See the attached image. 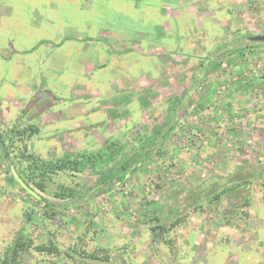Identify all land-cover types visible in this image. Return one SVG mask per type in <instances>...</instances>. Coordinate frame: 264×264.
Wrapping results in <instances>:
<instances>
[{"label": "rangeland", "instance_id": "1", "mask_svg": "<svg viewBox=\"0 0 264 264\" xmlns=\"http://www.w3.org/2000/svg\"><path fill=\"white\" fill-rule=\"evenodd\" d=\"M258 35L264 0H0V258L264 264ZM32 159L75 163L34 189L65 208L12 176Z\"/></svg>", "mask_w": 264, "mask_h": 264}, {"label": "trees", "instance_id": "2", "mask_svg": "<svg viewBox=\"0 0 264 264\" xmlns=\"http://www.w3.org/2000/svg\"><path fill=\"white\" fill-rule=\"evenodd\" d=\"M198 79H201L198 78ZM201 81V80H200ZM30 131H33L32 128H29ZM0 147L3 151V157L6 158L7 152L5 150V147L2 143V140L0 138ZM151 151V150H150ZM149 150L143 154V159L146 158L151 152ZM139 159L138 164L143 160ZM11 163H9V167L11 170V174L13 177L16 178L18 184L21 186L23 190H25L29 195L33 196L35 199L42 201L46 208L54 209V208H65V205L63 206H57L54 203L41 198L37 195L34 189H38L40 191H44L45 189V180L49 179L50 175L54 174L56 171H72L74 169L73 166L77 167L74 162L72 161H64L59 160L55 164H48L47 162L43 161H36L35 159L30 162L29 165V173L28 177V183L32 185L30 187L28 183L20 178H17L12 167ZM126 166V165H125ZM123 166V172L121 175L117 178V182L115 184H121L125 181L127 175L132 173L134 170L132 167L130 169H127L128 166ZM114 186V185H113ZM113 187L112 185L107 186L106 189L111 190ZM65 189L59 190L56 194V196H63ZM227 203L231 202V198L227 196ZM159 232H162L165 228L162 226L156 227ZM156 229H153L155 231ZM156 234V233H155ZM158 235V233L156 234ZM101 251L95 252V253H86L85 251H82V257L83 259H86L87 262L83 261L82 264H103L108 261V254L104 253V250L101 248ZM103 250V251H102ZM24 253H32L35 254L37 257V261L33 262L32 264H40V258L43 256H52V255H60L62 252L57 248V246L53 244H45V243H39L35 244L32 240L29 238L20 237L18 238L14 244L8 248V251H6L3 256L0 258V264H20L21 257ZM62 255L71 257V254L67 251H64Z\"/></svg>", "mask_w": 264, "mask_h": 264}, {"label": "water", "instance_id": "3", "mask_svg": "<svg viewBox=\"0 0 264 264\" xmlns=\"http://www.w3.org/2000/svg\"><path fill=\"white\" fill-rule=\"evenodd\" d=\"M250 41H253V42H263L264 43V35H258V36H253L251 38H249ZM197 84H195V86H197Z\"/></svg>", "mask_w": 264, "mask_h": 264}]
</instances>
